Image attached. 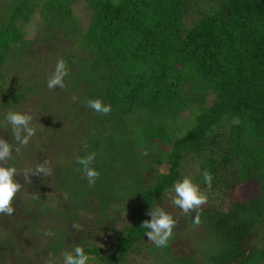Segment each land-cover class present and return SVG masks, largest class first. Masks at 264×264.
Masks as SVG:
<instances>
[{
	"label": "trees",
	"instance_id": "trees-1",
	"mask_svg": "<svg viewBox=\"0 0 264 264\" xmlns=\"http://www.w3.org/2000/svg\"><path fill=\"white\" fill-rule=\"evenodd\" d=\"M4 1L10 4L0 9V94L3 69L24 70L19 64L37 44L20 27L38 13L40 43L66 62L68 94L81 88L69 107L59 97L53 101L64 118L71 116L83 150L74 169L56 170L59 190L74 191L65 192V203L59 195L50 204L54 198L19 181L14 214L0 215V264H64V253L74 254L76 246L100 264H128L139 245L155 264H264V0H82L90 13L84 30L76 22V0ZM12 88L0 104L4 111L37 90ZM95 99L111 112L87 107ZM183 113L191 129L177 137L173 129ZM236 117L239 125L232 123ZM92 152L100 177L89 186L76 157ZM141 154L150 159L140 168ZM8 167L21 170L14 162ZM204 170L213 176L211 188ZM184 177L208 199L199 225L196 212L172 215L196 230L186 240L192 256L177 251L175 227L167 247L148 241L141 227ZM250 186L255 197L234 196L239 189L248 194ZM81 212L94 216L88 223ZM53 214L63 229L41 237L43 247L31 245L32 255L23 258L25 230L39 234L35 224ZM111 229L115 243L107 250L83 243Z\"/></svg>",
	"mask_w": 264,
	"mask_h": 264
},
{
	"label": "rangeland",
	"instance_id": "rangeland-1",
	"mask_svg": "<svg viewBox=\"0 0 264 264\" xmlns=\"http://www.w3.org/2000/svg\"><path fill=\"white\" fill-rule=\"evenodd\" d=\"M10 4V1L0 0V9H6ZM75 10L77 11L76 22L80 29L84 30L87 27L88 20L90 18V13L88 12L86 5L82 0H76L75 2ZM41 17L40 14L36 13L35 16L31 19L29 23H24L21 25L20 29L25 34L27 40L35 41L36 46H34L26 57L25 62L19 64L24 70H20L18 74H15V69H11L10 66H6L3 69L5 76V84L6 87L3 86L1 88L2 94H0V104L3 101L7 100L6 94L8 93L7 87H10L14 90L20 89L25 85H33L37 88L35 93H27L22 96V99L16 103V108H11L6 111L0 109V138L5 139L9 143H13L12 140V131L11 125L7 124L5 117L8 112H20L25 114H30L33 119L31 122V126L36 128V134L33 136L29 144L26 147H22L21 151L17 153H13V159L7 162L9 166L10 163H16L17 166L20 167V171L24 169H35L38 164L47 161V167L52 170V175L50 176H30L32 183L27 185V188H35L38 190L44 197H52L54 198L50 204H55L57 200L56 196L61 195L62 201L65 203L66 193L74 194L70 191H60L56 184L55 174H58L56 170L64 169V167L73 166V160L75 156L83 150V146L78 145L77 138L81 135L75 134V126L71 119V116L66 118L63 117L65 114V110L60 109V104L55 103L53 100L57 97L61 98L63 102H60L63 107H69V99L71 96L77 97L81 94V88L79 87L76 91L68 94V90L64 88L63 90L57 88L54 90H49L47 87V79L50 78L52 73L55 70L57 59L55 56H51L49 54V49L47 46L40 43L41 39ZM37 41V42H36ZM27 69V71H25ZM48 75V76H47ZM64 83L66 87H69L68 84L71 83V79L67 76L64 78ZM42 85V86H41ZM20 86V87H19ZM46 100V105L42 104V101ZM212 101V97L209 96L206 98L207 105H209ZM181 119L185 118L186 113L181 115ZM185 119L180 121L179 127H175L173 129V134L177 137L183 136L187 131L191 129L190 124L186 123ZM71 132V133H70ZM70 135V139H69ZM31 151V155L26 156L28 152ZM142 156V157H141ZM141 156L137 157V165L138 167H143L149 159L146 158V154H141ZM185 170H183V174H185ZM17 181L23 180V174L19 175L16 178ZM28 184V183H26ZM66 192V193H65ZM64 193V194H63ZM243 192L242 189L237 190L234 193L236 197H247L250 198L255 197L257 193V189L255 186L249 187V192ZM175 195L174 191L168 193L165 197L161 198L157 207L162 208L165 212L173 215L176 211H181L178 207L172 204V198ZM57 199V200H56ZM55 200V201H54ZM67 207V206H66ZM96 208V204L94 209ZM182 215L185 214L181 211ZM83 219H86L89 223L90 218L94 215L85 214L83 212L80 213ZM183 217V216H182ZM181 215L173 216L174 220H176V226L174 233L178 237V252L180 255L184 256H192L193 249L187 244L186 240L189 237L188 235H193L196 230L192 229V226L189 220L184 222ZM63 220L58 215L54 214L50 217L42 218V220H38V223L35 224L36 229H39V234L34 235L31 234L30 231L25 230L27 235V241L22 238L25 242L23 243L22 256L23 258H27V256L32 255L31 249L34 247L33 244L40 246L41 237L43 240L48 238L45 235L46 231H56L63 229ZM65 228V226H64ZM66 230V228L64 229ZM19 234V233H16ZM203 234V233H202ZM19 234L18 236H20ZM204 235V234H203ZM115 232L113 229L105 231L102 230L98 233L96 237L88 242H83L84 244L96 243L103 249H108L110 245L115 243L114 241ZM21 238V237H20ZM32 240L33 243L29 242ZM33 246L30 248V246ZM144 250L141 245L136 247L135 253L130 254L127 257L128 264H155L151 257H144ZM31 258V257H30ZM29 259V258H28ZM33 260V258H31ZM88 264H100L95 260H89Z\"/></svg>",
	"mask_w": 264,
	"mask_h": 264
},
{
	"label": "clouds",
	"instance_id": "clouds-1",
	"mask_svg": "<svg viewBox=\"0 0 264 264\" xmlns=\"http://www.w3.org/2000/svg\"><path fill=\"white\" fill-rule=\"evenodd\" d=\"M69 74L66 67V62L63 59L57 61L56 67L50 78L47 80V87L49 90L65 88L64 78ZM73 102L77 100L75 96L72 97ZM87 107L94 112L107 115L111 112V105H106L100 99L88 100ZM33 117L30 114L20 112H8L5 120L7 124L11 125L13 143H9L3 138H0V215L11 216L14 214L13 202L22 188V184L17 181L16 177L23 174L24 183H32L30 176H50L52 170L47 167V161L38 164L35 169H24L18 171L15 167H8L7 162L13 159V153H19L22 147L29 144L30 139L35 136L36 128L31 126ZM232 123L239 125L238 117L234 118ZM84 147H88L85 143ZM96 153L92 152L83 157L77 156L76 163L81 166L84 177L89 186H93L100 173L91 165L95 160ZM205 184L211 188L213 176L208 170L202 173ZM175 195L172 198V204L178 207L183 213L196 212L197 215L193 218V223L199 225L201 223L199 216V209L208 202L207 196L200 191L197 184L193 183L191 178L184 177L177 181L174 186ZM38 198L36 196L33 197ZM150 220L143 221L141 227L147 229L145 235L148 241L152 242L156 247H167L168 241L173 236V229L176 226V220L169 213L162 208L156 207L151 209L148 213ZM75 231L80 230L78 224H72ZM47 236H53L50 230L45 232ZM89 256L85 254L84 249L76 246L73 253H64V264H88Z\"/></svg>",
	"mask_w": 264,
	"mask_h": 264
}]
</instances>
